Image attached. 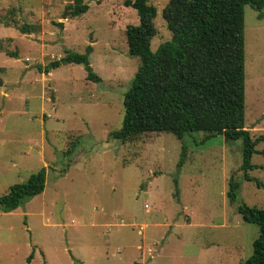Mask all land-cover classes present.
<instances>
[{"label": "rangeland", "instance_id": "1", "mask_svg": "<svg viewBox=\"0 0 264 264\" xmlns=\"http://www.w3.org/2000/svg\"><path fill=\"white\" fill-rule=\"evenodd\" d=\"M72 1L0 0V195L46 170L40 194L0 208V264H243L259 229L237 207L264 208V187L244 179L242 138L115 137L140 64L125 29L139 16L124 0H84L88 10L71 16ZM167 1L149 0L152 51L171 38ZM88 44L100 81L87 80L79 63L39 70ZM244 54L245 128L256 138L264 136V15L250 4ZM251 164L248 174L264 183V154L253 153Z\"/></svg>", "mask_w": 264, "mask_h": 264}, {"label": "trees", "instance_id": "2", "mask_svg": "<svg viewBox=\"0 0 264 264\" xmlns=\"http://www.w3.org/2000/svg\"><path fill=\"white\" fill-rule=\"evenodd\" d=\"M250 4L264 15V0H168L162 16L171 38L155 51L150 48L156 34L153 19L156 7L149 0H124L139 16V24L125 29L128 52L138 56L140 64L123 97V119L115 137L123 141L145 132H172L179 140L186 134L202 132L204 141L215 135L226 139L242 138L244 179L254 180L258 187L264 183L248 174L254 167L252 154H264L255 145L263 135L252 138L245 128V54L244 6ZM89 5L84 0H73L66 5L71 16L85 13ZM62 27V23L58 22ZM66 51L51 60L41 72L66 63L83 64L86 79L98 82L89 54ZM187 148L181 144L178 167L183 164ZM261 167H264L261 166ZM46 170L39 169L24 182L9 186L0 195L4 212L16 209L24 201L40 194L45 187ZM238 184L230 180L227 196L232 202ZM246 222L258 225L259 234L252 242V252L243 264H264V208L243 203L237 207Z\"/></svg>", "mask_w": 264, "mask_h": 264}]
</instances>
